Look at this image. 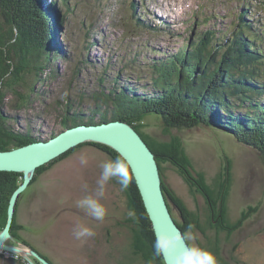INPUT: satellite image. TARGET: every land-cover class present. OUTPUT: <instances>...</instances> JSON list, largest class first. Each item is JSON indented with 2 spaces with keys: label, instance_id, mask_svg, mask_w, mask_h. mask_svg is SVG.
Here are the masks:
<instances>
[{
  "label": "rangeland",
  "instance_id": "1",
  "mask_svg": "<svg viewBox=\"0 0 264 264\" xmlns=\"http://www.w3.org/2000/svg\"><path fill=\"white\" fill-rule=\"evenodd\" d=\"M64 1L71 10L69 14L61 1H40L41 9L48 11L55 5L60 11L59 24L51 29L52 36L47 39L60 52L50 60L54 70L46 69L39 76L42 81L34 87L38 96L27 108L17 107L19 99L11 93L1 108L2 117L12 130H30L32 136L40 139H49L61 131L59 123L68 97L79 103V107H70L71 114L77 108L87 113L88 108L94 107L91 96L99 93V75L117 76L121 85L134 90H150L158 76L154 66L179 48L191 49L207 31L214 32L221 45L229 39L234 25L241 23L242 16L254 30L264 33V0ZM225 32L228 34L222 36ZM260 47L264 48V44ZM112 88L108 79L103 82L104 92ZM17 90L25 93L23 86ZM235 111L244 112H231ZM222 114L227 115V110ZM139 124V132L150 141L168 143L179 139L194 171L202 173L213 191H217L220 176L226 175L229 168L227 219L229 224L241 220L239 228L231 232L210 228L203 198L190 192L173 167L163 164L166 183L187 209L199 216L206 236L214 238L221 232L216 242L225 261L264 264V159L258 152L215 129L168 130L158 119L149 117ZM82 154L88 157L87 165L79 163ZM107 160L110 157L96 147L81 146L44 172L31 192L29 187L25 190L18 221L27 228V242L55 264H140L130 246L135 222L128 216L126 196L115 178L107 183L100 200L107 209L103 221L92 219L77 206L80 199L95 194L100 164ZM171 209L180 222L178 212ZM77 224L93 229L95 235L75 239ZM193 232L196 239L190 241L200 247L199 243H205L204 236L198 230ZM12 258L1 254L0 264H18Z\"/></svg>",
  "mask_w": 264,
  "mask_h": 264
},
{
  "label": "trees",
  "instance_id": "2",
  "mask_svg": "<svg viewBox=\"0 0 264 264\" xmlns=\"http://www.w3.org/2000/svg\"><path fill=\"white\" fill-rule=\"evenodd\" d=\"M40 1L0 0V151H9L40 139L32 136L30 130H12L1 113L9 93L18 97L16 106L20 109L27 108L36 100L38 93L34 87L36 82L42 81L39 76L46 69L53 71L50 60L60 55L55 44L47 42L52 36L51 29L56 23L57 26L59 24L60 11L55 5L48 11L47 8L41 9ZM56 1H61L60 4L66 7V13L69 14L71 10L67 2ZM131 7L134 8L135 5L132 4ZM239 21L241 23L234 25L229 39L223 44H218L214 32L209 30L191 45V49L179 48L160 65H155L158 76L152 81L150 90L149 87L134 90L121 85L117 76L107 78L106 74L99 75L96 78L99 93L91 96L94 107L88 108L87 113L77 108L71 114L70 107L76 102L68 97V104L66 103L59 123L61 131L78 125H98L114 121H125L132 126L155 155L163 178L162 190L178 206L180 217L185 222L180 227L182 232L185 233L189 225L193 226V231L201 232L205 243L201 245L196 241L201 248L216 256L218 264L226 263L221 258V249L216 242L221 232L214 238L206 236L199 216L189 211L181 198L165 184L163 164L173 167L190 192L205 200L210 228L231 232L239 228L237 226L241 220L237 224H229L227 219L229 168L227 176H220L217 191H213L202 173L194 171L179 139L174 138L168 143L150 141L139 132L142 127L139 123L149 117L158 119L168 130L195 127L215 129L252 148L264 159V48L260 47L264 44V33L254 30L242 16ZM227 34L225 32L221 35ZM107 79L113 88L106 93L102 84ZM19 86L25 88V93L18 92ZM81 101L80 98L79 102ZM76 105L79 107V103ZM236 109L244 112H231ZM225 110L227 115L222 114ZM96 115L99 116L98 120H95ZM57 132L51 136L56 137ZM84 145L96 147L110 157V160L121 159L106 146H81ZM81 146L37 169L29 188L55 163L69 157ZM21 183V174L0 172V231L6 224L9 199ZM123 191L129 211L135 212L133 221L136 228L132 229L130 245L134 255L140 264H165L162 257L155 255V236L134 179L127 190ZM24 196L25 192L17 200L10 232L16 241L26 245L19 236L23 227L18 223V211ZM39 254L55 264L45 255ZM15 262L26 264L20 259Z\"/></svg>",
  "mask_w": 264,
  "mask_h": 264
},
{
  "label": "water",
  "instance_id": "3",
  "mask_svg": "<svg viewBox=\"0 0 264 264\" xmlns=\"http://www.w3.org/2000/svg\"><path fill=\"white\" fill-rule=\"evenodd\" d=\"M103 145L116 152L121 159L130 162L133 176L141 201L151 224L154 236L162 232L173 233L181 224L172 215V209L181 213L178 206L164 194L163 178L159 166L147 143L128 123L114 121L98 125H78L57 132L49 139H38L22 147L9 151H0V172L22 175V183L12 193L7 207L6 224L0 231V255L10 252L21 258L26 264H52L32 248L15 242L11 235L16 203L18 198L30 186L37 169L57 160L82 144ZM165 184L166 181H165ZM170 189V186L167 184ZM182 220V219H181ZM190 246L193 242L188 241ZM197 244V242H196ZM25 249H30L28 254ZM32 257V259H30ZM164 263L169 257H162ZM34 260L36 262H34Z\"/></svg>",
  "mask_w": 264,
  "mask_h": 264
},
{
  "label": "clouds",
  "instance_id": "4",
  "mask_svg": "<svg viewBox=\"0 0 264 264\" xmlns=\"http://www.w3.org/2000/svg\"><path fill=\"white\" fill-rule=\"evenodd\" d=\"M79 163L82 166L87 165L88 157L82 154ZM131 167L132 165L130 162H126V160L119 158L114 161L107 160L102 162L100 164V177L96 182L97 187L95 194L83 197L77 202V206L85 209L92 219L103 221L107 214V209L100 200L105 195L107 183L115 178L120 184L121 190H127L133 181V176L130 173ZM203 201L205 200L203 199ZM128 216L134 217L135 212L130 210ZM94 235L95 232L93 229L80 224H77L73 231V236L77 240H83L85 238L93 237ZM195 239L196 235L193 232L192 225L188 226L185 233L176 230L173 233L162 232L156 234L153 245L155 255L159 257H169L170 260H166L165 264H218L216 256L211 251L196 245L190 246L188 244V241H194ZM221 258L223 259L222 255ZM225 262L226 263L224 264H233L228 261Z\"/></svg>",
  "mask_w": 264,
  "mask_h": 264
},
{
  "label": "flooded vegetation",
  "instance_id": "5",
  "mask_svg": "<svg viewBox=\"0 0 264 264\" xmlns=\"http://www.w3.org/2000/svg\"><path fill=\"white\" fill-rule=\"evenodd\" d=\"M35 183H36V182H35ZM33 184H34V183H33ZM33 184L31 185V187L33 186ZM31 187L29 188V189H30V190H29L30 192H31ZM176 221H177V220H176ZM181 221H183V220H181ZM181 221H180V222H181ZM18 222H19V221H18ZM177 222H179V221H177ZM180 222H179V223H180ZM19 223H20V222H19ZM183 223L185 224L184 221H183ZM20 225L23 227V230H21V231L19 232V236L21 237V239L24 240V242H26V245H25V246H28V247L34 249V247L31 246V243H28L27 240H26V238H25V232H24V231H25V230L27 231V228L25 229L26 226H23L22 223H20ZM27 225H28V224H27ZM185 232H186V231H185ZM27 233H28V232H27ZM19 243H20V242H19ZM21 243H22V242H21ZM21 243H20V244H21ZM34 250H36L38 253H41V254H42V252H41L39 249L37 250V249L35 248Z\"/></svg>",
  "mask_w": 264,
  "mask_h": 264
},
{
  "label": "bare ground",
  "instance_id": "6",
  "mask_svg": "<svg viewBox=\"0 0 264 264\" xmlns=\"http://www.w3.org/2000/svg\"><path fill=\"white\" fill-rule=\"evenodd\" d=\"M99 124V123H98ZM192 173V172H191ZM164 184V183H163ZM163 187V186H162ZM164 189V188H163ZM26 251H27V253L28 254H31V250L30 249H25ZM38 253V252H37ZM4 254H7V255H10V256H12L13 258H12V260L14 259V260H18V259H20V260H22L21 258H17L16 257V255H14V254H12V253H10V252H5ZM30 259H32V257H30ZM23 261V260H22ZM35 261V260H34ZM24 262V261H23ZM25 263V262H24ZM37 264V263H36Z\"/></svg>",
  "mask_w": 264,
  "mask_h": 264
}]
</instances>
